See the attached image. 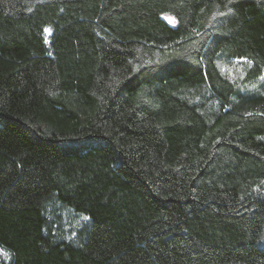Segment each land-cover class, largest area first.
Instances as JSON below:
<instances>
[{"label": "trees", "instance_id": "16d2710c", "mask_svg": "<svg viewBox=\"0 0 264 264\" xmlns=\"http://www.w3.org/2000/svg\"><path fill=\"white\" fill-rule=\"evenodd\" d=\"M0 248L264 264V0H0Z\"/></svg>", "mask_w": 264, "mask_h": 264}, {"label": "rangeland", "instance_id": "374dc122", "mask_svg": "<svg viewBox=\"0 0 264 264\" xmlns=\"http://www.w3.org/2000/svg\"><path fill=\"white\" fill-rule=\"evenodd\" d=\"M167 20L171 21L170 18H167ZM50 213L56 236L64 239L73 236L75 230L87 221L84 219L86 217L84 214L59 206L51 207ZM7 259V252L0 248V264H6Z\"/></svg>", "mask_w": 264, "mask_h": 264}, {"label": "snow or ice", "instance_id": "6c2138e0", "mask_svg": "<svg viewBox=\"0 0 264 264\" xmlns=\"http://www.w3.org/2000/svg\"><path fill=\"white\" fill-rule=\"evenodd\" d=\"M220 15L223 16L224 14H223V13H220ZM44 31H45V32H49L50 29L47 28V27H45ZM238 59H240V60H246V58H238ZM247 62H248L249 64L252 63L251 61H247ZM84 219L87 220V219H89V218H88V217H84Z\"/></svg>", "mask_w": 264, "mask_h": 264}]
</instances>
